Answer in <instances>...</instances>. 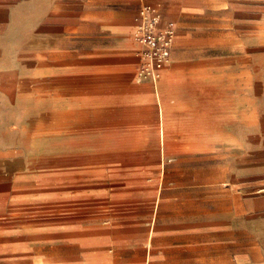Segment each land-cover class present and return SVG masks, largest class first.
<instances>
[{
  "label": "rangeland",
  "instance_id": "374dc122",
  "mask_svg": "<svg viewBox=\"0 0 264 264\" xmlns=\"http://www.w3.org/2000/svg\"><path fill=\"white\" fill-rule=\"evenodd\" d=\"M140 8L130 17L108 0L0 4V264H264V0L237 10L251 47L242 64L181 90L185 121L171 120L169 59L164 132L184 129L162 147L152 94L135 83ZM130 39L136 67L120 105L148 106L156 121L113 108L110 52ZM122 238L134 250L116 257L111 242Z\"/></svg>",
  "mask_w": 264,
  "mask_h": 264
},
{
  "label": "crops",
  "instance_id": "0c3cea01",
  "mask_svg": "<svg viewBox=\"0 0 264 264\" xmlns=\"http://www.w3.org/2000/svg\"><path fill=\"white\" fill-rule=\"evenodd\" d=\"M13 0H0V4L5 2H11ZM110 3L119 2L127 6L130 17H135L137 10L140 6L148 5L159 10V13L163 16V25L170 24L177 34L174 40V47L171 53L172 69L174 79L171 76H167L164 80V86L168 88H176V108L173 109L171 120H183L191 118L186 112V105L181 101V90H183L186 84L198 87L199 78L205 76L209 79V74L215 66L228 65L232 67L240 66L243 62V57L248 53L250 54V44L246 46V33L242 34L241 22L242 16L237 13L238 9L249 8L250 4L254 0H108ZM130 8V9H129ZM138 17V16H137ZM131 29L128 33L132 34ZM131 32V33H130ZM245 32V31H243ZM248 40H252L253 44L256 41L255 27L249 26ZM131 36V35H130ZM1 47V43H0ZM133 47V41L125 40L116 45L111 53V57L116 61L115 71H112L108 75V80L114 85H120L113 88L111 91L113 95L118 96V100L112 103L116 112H120L123 109H128L131 112L145 111L153 118L149 113L148 106L140 108H130L124 105H120L124 96V91L132 85V77H134V59L131 57V48ZM129 54V55H127ZM203 55H216V58L203 57ZM219 56V57H218ZM121 66H118L120 65ZM6 72H2L0 68V85L6 77ZM136 76V75H135ZM161 78L157 84L156 89L149 82L135 83L139 86H147L152 94L153 100L156 104V110L158 120L161 117V106H163L164 115L170 113L167 101H163ZM210 80V79H209ZM169 82V83H168ZM123 84V85H122ZM208 83L202 85L204 88H208ZM175 104V102H171ZM159 112V113H158ZM187 113V114H186ZM186 114L188 116H185ZM155 120V118H153ZM165 119V118H164ZM156 121V120H155ZM157 124V123H156ZM171 125V123H170ZM173 125V124H172ZM169 126V125H168ZM166 129L165 135L168 134H180L184 128L177 127L176 125L170 126ZM158 129V128H157ZM159 140H160V120H159ZM159 201V200H158ZM158 204L156 210L154 206L152 209L151 220L153 219V235L156 225V218L158 212ZM150 226V224H149ZM148 226V228H149ZM147 228V230H148ZM147 230L145 232H147ZM146 236V235H145ZM153 236L149 242L151 247ZM147 243V240H146ZM113 254L118 255L130 252L134 250V242L129 239H116L112 241ZM150 256H145L144 264H149Z\"/></svg>",
  "mask_w": 264,
  "mask_h": 264
},
{
  "label": "built area",
  "instance_id": "2783aa9c",
  "mask_svg": "<svg viewBox=\"0 0 264 264\" xmlns=\"http://www.w3.org/2000/svg\"><path fill=\"white\" fill-rule=\"evenodd\" d=\"M155 11L152 6H143L139 11L135 38L141 47L139 77L142 79H154L155 72L170 59L173 51L175 29L170 24L163 25Z\"/></svg>",
  "mask_w": 264,
  "mask_h": 264
},
{
  "label": "bare ground",
  "instance_id": "6f19581e",
  "mask_svg": "<svg viewBox=\"0 0 264 264\" xmlns=\"http://www.w3.org/2000/svg\"><path fill=\"white\" fill-rule=\"evenodd\" d=\"M136 32H137V30H136ZM136 32L134 33L135 34V36H136ZM174 36H175V34H174ZM134 40H136V38L134 37ZM141 53V52H140ZM141 54H139V61H140V65L139 66H141V60H142V58H141V56H140ZM168 63H169V59L167 60V61H165L162 65H161V67L155 72V78L154 79H142V78H140L139 77V73L137 74V76H136V82L137 83H143V82H149V83H151L152 84V86L154 87V89H156V87H157V84H158V82H159V80H160V78H161V73H162V71H163V69H164V67L166 66V65H168ZM158 110V109H157ZM159 113V112H158ZM164 110H163V106H161V117H159V120H160V146L162 147V146H164V142H165V132H164ZM159 116V115H158ZM161 158H162V160H163V165H164V156H163V153L161 154Z\"/></svg>",
  "mask_w": 264,
  "mask_h": 264
}]
</instances>
